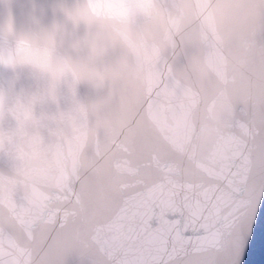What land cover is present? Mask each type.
Segmentation results:
<instances>
[{
    "label": "water",
    "instance_id": "water-1",
    "mask_svg": "<svg viewBox=\"0 0 264 264\" xmlns=\"http://www.w3.org/2000/svg\"><path fill=\"white\" fill-rule=\"evenodd\" d=\"M125 3L102 62L0 55V264H264V0ZM80 4L0 0V36Z\"/></svg>",
    "mask_w": 264,
    "mask_h": 264
},
{
    "label": "clouds",
    "instance_id": "clouds-1",
    "mask_svg": "<svg viewBox=\"0 0 264 264\" xmlns=\"http://www.w3.org/2000/svg\"><path fill=\"white\" fill-rule=\"evenodd\" d=\"M127 13L125 0H81L76 13L78 27L41 40L6 32L0 36V55L26 65L42 78L60 74L67 68L65 51L85 52L95 47V59L102 62L107 54L105 31L118 28Z\"/></svg>",
    "mask_w": 264,
    "mask_h": 264
},
{
    "label": "snow or ice",
    "instance_id": "snow-or-ice-1",
    "mask_svg": "<svg viewBox=\"0 0 264 264\" xmlns=\"http://www.w3.org/2000/svg\"><path fill=\"white\" fill-rule=\"evenodd\" d=\"M252 230H253V226H252ZM252 230H251V235H250V237L252 236ZM250 237L247 239V244H248V241H249ZM246 247H247V246H246ZM245 249H246V248H245ZM245 249H244L243 254H242V259H240V260L238 261V264H241V261H242L243 258H244ZM233 264H236L235 257H233Z\"/></svg>",
    "mask_w": 264,
    "mask_h": 264
}]
</instances>
